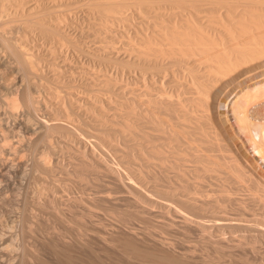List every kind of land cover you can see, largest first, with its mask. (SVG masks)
I'll return each mask as SVG.
<instances>
[{"label":"rangeland","instance_id":"obj_1","mask_svg":"<svg viewBox=\"0 0 264 264\" xmlns=\"http://www.w3.org/2000/svg\"><path fill=\"white\" fill-rule=\"evenodd\" d=\"M37 3L48 10V16L58 13V15H66L67 18L59 31H41L39 33L41 36L33 40L37 49L41 50L42 58L47 60V63L45 61L44 63L49 64V67L55 63L54 66L62 68L63 74H66L58 80L47 75L38 82L49 87L51 85L58 87L57 92H60L57 98L58 104L67 91H71L76 98L111 100V104H105L104 108H108L109 115L106 117L111 115L110 118L115 120V126L103 124L100 120L92 119L83 113H77L70 118L65 111H60L61 106L56 104L61 108H58L57 119L66 125H62L54 133L46 130L44 134L41 133L42 136L40 134V137L39 135L34 137L35 147L31 149L33 151L18 149L19 151L14 152L13 150L15 156L9 158L10 160L8 157L13 156L12 152L0 153L2 161L9 160L8 163L11 166L13 164L12 168L15 172L8 180L0 179V264H17L18 261V264H21L22 259L29 264L53 263L54 256L49 251L51 248L48 247L49 244L46 245L47 237L54 235L55 227L58 231L62 230V233L74 231L85 220L89 221V227L105 232L110 240L115 238L116 243L125 250L122 253L119 248L110 245L108 252L101 254L106 264H130V262L142 264L124 254L129 250V243L136 241L144 249L159 251L165 249L167 251L165 254L170 257H177L184 248H195L200 257L198 264H206L203 257L214 258L213 264H264V233L261 229L247 227L239 230L237 227V231L233 233L232 226L221 219L218 220V216L222 213L230 216L243 213L251 220L255 215L252 209H239L237 203L240 197L233 194V202H230L222 190V186L236 190L240 177L234 173L235 156L228 150L232 141L220 128L217 119L208 121L204 135L199 128H194L197 126L196 123L184 122L157 112V115L167 122L166 133L179 135V141L172 142L167 140L161 131L155 130L150 123L136 121L131 114H128V109L122 106V102L125 101L123 99L140 100L144 107L152 109L147 94L148 85L153 82L167 85V81L161 77L152 76L145 80L142 78L141 69L113 60L135 58V55L131 54V49L139 45L137 41L134 42L136 34L125 31L127 28L134 29L132 32H140L144 29V32L150 34L153 32L154 19L146 16L141 18L140 15H136V6H128L117 14L120 19L115 20L114 23L109 19L111 33H103L97 26L107 13L90 7L87 0H40ZM149 20L153 21L149 22ZM144 32H140V35H144ZM117 33L120 34L115 39L114 35ZM24 36H26L25 30L15 21L8 20L1 24L0 53L7 54L9 51L8 56L11 57V52H14L12 45L18 50H26L28 45L27 42H23ZM4 37H8L7 40ZM66 38L72 41L68 49L63 48L61 43L67 41ZM13 58H17L18 68H16L19 71L16 68L13 70L12 67L8 70H12L11 73L9 72L10 76L15 78L12 80L17 81V85L19 84V88L23 90L36 78L27 77V69L19 65V57L13 55ZM3 71L7 70L0 69V75L4 73ZM169 74V71L163 73L165 77ZM176 77L179 81L186 79L185 72L177 74ZM105 78H112L125 84L126 94L100 85L99 83L104 85L107 80ZM222 86L223 84H220L219 88ZM2 89L4 88H0V107H3L2 98L5 93ZM184 95L190 98L198 94L183 91L179 98H183ZM23 104L22 101L17 108H23L25 106ZM96 112L100 113V116L103 115L99 110ZM207 113L216 114L215 111ZM71 123L78 125L76 130L80 134L72 132L74 127ZM86 130L98 134L93 137L90 133L84 138L82 134ZM15 145L17 148L18 145ZM248 151L251 156L255 155L251 149ZM256 158L255 156L252 160L254 163H257ZM116 159H121L123 167L127 166L133 170L134 182L124 181L122 184L118 174H114L108 168ZM49 163L52 168L49 167ZM217 163L220 165L219 170L217 168L215 171L212 170L215 166L218 167ZM257 166L259 169H264L260 164ZM205 169H208V172H205ZM138 184L140 186H137ZM145 185L159 189L162 198L156 200L158 196L150 195L154 202L152 201L151 204L144 202L147 209L143 212L137 208L135 201L139 200L140 187ZM201 186L212 192L210 202L218 201L222 204L214 206L215 210L212 214L215 217L196 215L197 219L199 218V221L208 227L206 231H188L183 222L188 212L179 207L178 200L187 199L190 196L189 192L194 193ZM244 186L247 188L246 193L257 194L252 184L244 183ZM237 192H240L237 196H245L244 190L240 189ZM75 197L82 201L69 205L68 198ZM249 204L255 207V201H249ZM83 212H90L92 217L88 216L83 220ZM261 214L263 213L258 215ZM99 222L101 225H98ZM130 228L135 229V232ZM222 230L228 233L224 234ZM242 232L246 233L242 234ZM243 235L247 236L250 242L238 246ZM210 237L214 240H223L224 244L230 243L232 247L218 248ZM161 239L167 241L169 239L176 246L174 248L163 246ZM92 241L96 249H103L102 246L105 244L98 234L93 235ZM33 255L36 260L33 258L35 261H29V256L33 257ZM92 258L97 261L99 255L93 253Z\"/></svg>","mask_w":264,"mask_h":264},{"label":"bare ground","instance_id":"obj_2","mask_svg":"<svg viewBox=\"0 0 264 264\" xmlns=\"http://www.w3.org/2000/svg\"><path fill=\"white\" fill-rule=\"evenodd\" d=\"M37 1L40 0H0V25L8 20L18 23L25 30L26 36L22 40L25 43L27 42L26 44L28 45L26 50L23 49L24 51L18 50L12 45L14 52H11V57L8 56L9 51L7 54L0 53V69L7 70L3 71L2 76L0 75V86L4 88L2 89L3 91L5 90L4 98H2L3 107H0V153L5 151L10 154L13 150L16 152L18 149L31 150L35 147L34 137L37 135L40 137V134L45 133L46 130L53 133L58 131L62 125H66V123L57 119L58 110L61 108L62 110L60 111H65L70 118L75 114L77 115V113H83L92 119L100 120L103 124L115 126V120L110 118L111 115L106 117L109 115L108 108H104L105 104H111V100L76 98L71 91L65 92V90V94L62 93L63 96L58 104L59 99L57 98L60 93L57 92L58 87L55 88L51 85V88V86L38 82V80L40 81L41 78L47 75L58 80V78H62L66 74H63L62 68L55 67L54 62H51L54 64L50 67L49 64H46L47 60L42 58L41 50L37 49L33 40L41 36L39 34L41 31L56 30L57 32L58 29L62 28L61 26L67 18L66 15H58V13L48 16V10L39 6ZM87 1L90 7L107 13V18L102 17L97 26L99 31L103 33H111L108 23L109 19L113 20V23L115 20L120 19L117 14L128 6H136V15H140L141 18L146 16L154 19L153 32L150 34L144 32V29L140 31L144 32V35H140L139 31L132 32L134 29L127 28L125 31L136 34L134 42L137 41L139 45L133 46L131 49V54H134L135 58H116L113 60L141 69L142 78L145 80L152 76L161 77V79L167 81V85H159L157 82L148 85L147 94L149 95L152 109L144 107L140 100L130 101L123 99L125 101L122 102V106L128 109V114H131L136 121L150 123L155 130L161 131L163 136L172 142L179 141V135L166 133L167 122L159 117L157 112L176 117L184 122L196 123L197 126H194V128H199L204 135L208 128V121L217 119V122L220 123V128L229 135L232 141L229 144L231 148H228V150L235 156L234 173H237L240 177V180L237 181L236 190L225 186H222V190L227 196L226 199L230 202H233V194L236 197H240L237 203L239 209H252L255 215L254 219L251 220L243 213L238 216L222 213V215L218 216V220H222L232 226L234 229L233 233L237 231V227L238 229L247 227L259 228L264 233V169H259L257 166V164H260V167L263 166L262 168H264V0ZM151 21L149 20V22ZM118 34L120 33L114 35L115 39L119 37ZM122 34L124 35V32ZM66 40L61 41V43L63 48L68 49L72 41L67 38ZM13 55L14 57H19V65H23L27 69L26 71L24 68L28 76H24L36 78V80L33 79L34 81H31L25 87L23 86L25 88L22 87L23 90L19 88L17 81L12 80L15 79L10 76L12 70H8L9 68H13V70L16 67L18 68L17 58H13ZM48 59L51 60L50 58ZM54 59L58 60L59 58ZM17 70L15 71L17 72ZM167 71L170 74L165 77L163 73ZM182 72H185L186 79L179 81L176 75ZM170 75L172 76L170 77ZM105 79L107 80L104 85L99 83L103 87L122 93L126 92L127 87L125 84L112 78ZM220 84H223V86L219 88ZM88 88L90 89L89 86ZM183 91L186 93H197L198 95L190 98L184 95L183 98H179ZM175 96H178V98H175ZM22 101L25 106L17 108ZM56 104L60 105L61 108L56 106ZM96 110L101 111L103 115L100 116V113L96 112ZM200 111H204V113H200ZM211 111H215L216 114L209 115L207 113ZM71 124L74 127L72 132H78L76 130L78 125L75 123ZM90 133L86 130L82 136L86 138ZM91 134L94 137L98 133L94 132ZM15 144L18 145L17 148ZM247 148L251 149L252 153L254 152L253 158L250 153H247L249 152ZM14 152H12L13 156L10 155L11 157H8V159H12L15 156ZM255 156L257 157L255 160L257 163L252 161ZM5 157L7 156L5 155ZM2 159L0 155V179L8 180L15 173L12 168L13 164L11 166L8 163L10 159L8 161H2ZM43 164L44 162H42ZM217 165L218 167L215 166L212 170L215 171L216 168L219 170V163ZM123 166L121 159H116L115 163L108 166V168L114 174H118L122 184H124V181L127 183L134 182L133 170ZM49 167L52 168L51 165ZM205 172H208V169H205ZM154 179H156V176H154ZM244 183L252 184L257 194L246 193L247 188ZM129 185L132 186V184ZM137 186H140V184ZM240 189L245 191V196H237L240 193L237 191ZM140 190L138 191L139 200L135 201L140 211L144 212L147 209L144 202L152 203L153 199L149 197L150 195L158 196L156 200L162 198V192L157 188L149 187V185L141 186ZM208 191L204 186H201L194 193L189 192L190 196L187 199L178 200L179 207L186 209L188 212L183 221L184 227L188 231H206L208 227L200 222L196 215L215 217L212 214L213 210H215L214 206L222 204V202L219 203L218 201L217 203L210 202L212 192ZM79 201L81 202L82 199L77 197L68 198L69 205ZM249 201H255V207L260 209L256 210L255 207L249 204ZM261 212L263 214L258 215ZM170 214H172V210H170ZM88 216L92 217V214L83 212L82 219L84 220ZM215 220L217 221L216 218ZM88 222L85 220L84 224L81 222L83 225L81 223V225L77 224L80 226L73 228L74 231H65V233H62V230L58 231V228L55 227L54 235L52 234L51 237L48 236L49 234L47 235L51 239L49 240L46 236L48 239L46 245L48 246L49 244L48 247L51 249L49 250L45 247L54 256V262L48 264H106L101 254L107 253L110 245L119 248L122 253L125 251L123 247L116 243L115 238L110 240L102 230L89 227ZM98 225H101V222ZM130 229L135 232V229ZM244 233L246 232H242V234ZM94 234H98L103 239L105 245L102 246V250L96 249L94 246L92 241ZM210 240L216 243L218 248L232 247L230 243L224 244L223 240H214L212 237H210ZM226 240H228L227 236ZM248 240V237L243 235L238 246L247 244L250 242ZM136 242H130L129 250L124 254L142 264H198L200 260L195 248H184L183 252H179L177 257H170L165 254L167 252L165 249H160V251L157 249H144ZM256 243H258V240H256ZM161 244L171 248L176 246L169 239L168 241L161 239ZM32 250L34 251V249ZM24 252L26 251L24 250ZM93 253L99 255L97 261L93 260ZM33 254H35V251ZM34 256H29V258L24 256V258L27 257L29 261H32L35 259ZM119 259L122 260L121 257ZM202 259L206 264H213L214 261V258L203 257ZM22 261L21 264H29L24 259ZM130 264L134 263L130 262Z\"/></svg>","mask_w":264,"mask_h":264}]
</instances>
